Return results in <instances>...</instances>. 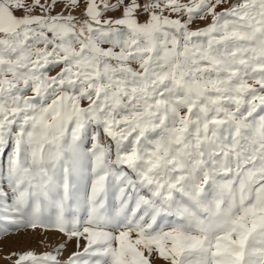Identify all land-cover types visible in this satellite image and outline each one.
Returning <instances> with one entry per match:
<instances>
[{"label":"snow or ice","instance_id":"snow-or-ice-1","mask_svg":"<svg viewBox=\"0 0 264 264\" xmlns=\"http://www.w3.org/2000/svg\"><path fill=\"white\" fill-rule=\"evenodd\" d=\"M4 264H264V0H0Z\"/></svg>","mask_w":264,"mask_h":264},{"label":"bare ground","instance_id":"bare-ground-1","mask_svg":"<svg viewBox=\"0 0 264 264\" xmlns=\"http://www.w3.org/2000/svg\"><path fill=\"white\" fill-rule=\"evenodd\" d=\"M39 239L41 238L37 237L35 234L20 233L16 237L4 239L3 241L0 242V245L5 244L9 246L11 250H17L18 247L21 250H25L27 248H31L32 246L35 247L37 250H39V248L37 247Z\"/></svg>","mask_w":264,"mask_h":264},{"label":"rangeland","instance_id":"rangeland-1","mask_svg":"<svg viewBox=\"0 0 264 264\" xmlns=\"http://www.w3.org/2000/svg\"><path fill=\"white\" fill-rule=\"evenodd\" d=\"M21 234H23V233H21ZM19 234H17V235H13V236H9V237H6V238H4V239H7V238H13V237H16V236H18ZM4 239H0V242L1 241H3ZM39 245V246H38ZM3 246V247H2ZM37 247L39 248V250H37L35 247H31L32 249H35V250H37V251H42L43 250V246L42 245H40L39 243L37 244ZM27 249H29V248H27ZM9 250H11V248L9 247V246H7V245H5V244H2V245H0V256H2L3 255V253H6L7 251H9ZM17 250H21V249H19V247L17 248ZM26 250V249H25ZM0 264H4V262H3V260L2 259H0Z\"/></svg>","mask_w":264,"mask_h":264}]
</instances>
